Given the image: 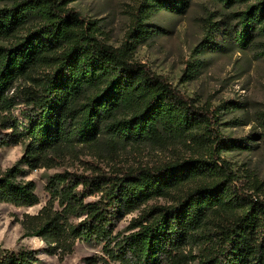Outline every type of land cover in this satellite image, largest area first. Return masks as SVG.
<instances>
[{"label":"trees","instance_id":"obj_1","mask_svg":"<svg viewBox=\"0 0 264 264\" xmlns=\"http://www.w3.org/2000/svg\"><path fill=\"white\" fill-rule=\"evenodd\" d=\"M11 1L0 8V147L20 145L22 155L0 167V203L38 204L34 181L21 175L65 165L83 150L186 146L197 154L91 176L55 172L42 207L18 221L23 235L40 238L41 251L59 261L77 242H96L101 255L84 264H264V201L236 185L239 176L221 157L239 145L221 133L217 110L196 105L134 61L129 41L112 47L98 39L93 22L67 0ZM218 1L231 7L249 0ZM184 3L138 0L126 37L147 38L151 12L181 11ZM234 16L238 45L264 37V0ZM205 22L202 49L217 31ZM19 103L23 120L14 113ZM158 198L170 204L147 205ZM135 210L127 233H114L115 222ZM39 261L37 250L0 247V264Z\"/></svg>","mask_w":264,"mask_h":264},{"label":"rangeland","instance_id":"obj_2","mask_svg":"<svg viewBox=\"0 0 264 264\" xmlns=\"http://www.w3.org/2000/svg\"><path fill=\"white\" fill-rule=\"evenodd\" d=\"M184 1L181 11L161 9L151 12L145 23L152 33L137 42L128 39L126 33L138 0H67L65 6L92 21L98 39L112 47L129 41L133 44L131 54L134 61L166 77L172 87L193 99L196 105L217 110L221 133L239 145L222 151L221 157L239 176L236 185L264 201V126L260 118L264 114V37L253 34L254 41L247 47L235 41V33L240 26L234 14L251 5L253 0L231 7L218 0ZM11 2L0 0V8L10 6ZM206 19L217 27V31L212 44L202 49L208 26ZM223 103L226 106L220 107ZM24 108L19 103L14 109L20 120H23L21 113ZM21 155L20 145L0 147V167L4 169L13 165ZM196 155L192 148L186 146L169 149L127 146L116 154L101 148L99 151L83 150L78 159H69L57 168L26 171L21 177L34 181L39 203L32 207L0 203V247L13 251L21 247L37 250L38 264H84V257L101 255L100 243L77 242L73 251L59 261L56 256L41 251L45 243L40 238L23 235L18 221L25 213L35 214L45 203L48 176L63 170L91 176L99 170L109 173L113 166H150L175 157ZM20 168L26 170L24 165ZM97 198L99 194L85 200ZM152 204L165 205L170 201L158 198L147 202V205ZM138 213L135 210L118 219L114 233H127L131 218Z\"/></svg>","mask_w":264,"mask_h":264}]
</instances>
